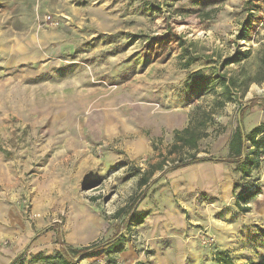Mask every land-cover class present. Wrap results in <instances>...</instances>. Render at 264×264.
I'll list each match as a JSON object with an SVG mask.
<instances>
[{"label": "rangeland", "instance_id": "obj_1", "mask_svg": "<svg viewBox=\"0 0 264 264\" xmlns=\"http://www.w3.org/2000/svg\"><path fill=\"white\" fill-rule=\"evenodd\" d=\"M244 1L0 0V157L10 165L9 181H0L2 256L34 254L35 238L52 228L63 237L71 209L73 224L86 220L87 237L120 232L147 246L114 214L145 188L139 179L161 155H168L164 168L188 155L168 154L174 130L218 96H190L185 83L192 75L254 76L264 54V0H255L253 28L242 40ZM242 91L214 113L199 157L227 156L241 106L248 107L244 126L246 118L251 126L263 121L264 81ZM219 171L215 194L198 187L199 171L187 166L163 175L138 201L153 220L158 264H176L181 243L192 250L191 264H210L209 253L224 244L237 262L264 260V173H254L262 193L243 212L238 178L232 190L227 171Z\"/></svg>", "mask_w": 264, "mask_h": 264}, {"label": "trees", "instance_id": "obj_2", "mask_svg": "<svg viewBox=\"0 0 264 264\" xmlns=\"http://www.w3.org/2000/svg\"><path fill=\"white\" fill-rule=\"evenodd\" d=\"M243 7L244 10L249 12V17L241 25V29L237 34V39L246 40L253 28L255 16L251 14V10L255 7V0H245ZM98 37L111 40L114 36L110 34H99ZM239 54L240 51L237 50L235 57L232 59L235 61ZM194 59V56L189 57V61H193ZM250 81H264V54L260 57L257 71L253 77H250L245 71L240 81H238L236 75L233 74L217 75L214 79H211L209 75L197 72L186 81L185 89L190 96L211 92L218 95L215 96L209 108H204L200 105L195 106L192 113L189 115L188 124L182 129L174 130V141L168 154L170 155L178 150L183 151L186 149L188 150V155H181L179 159L174 160V163L167 168H164V164L165 158H168V155H161L163 160L154 164L151 163L152 169L144 171L138 182L140 188L143 186H145V188L130 204L117 209L114 214L115 219L123 218V222L127 224V229L131 231L132 227L142 224L145 218L150 214L148 210L139 211L136 205L139 200L144 199L147 189L152 183L157 182L168 172L208 161L232 165L233 171L238 174V179L234 183V189H241V192L237 194L236 206L243 212L250 210V206L247 205L248 202L262 193L260 177H255L254 173L261 167V161L262 158H264V122L246 131L243 115L248 107L243 108L241 106L237 125L233 129L228 141L227 156L216 159L212 156L199 157L197 155L199 141L208 136V125L214 122L213 115L216 110L222 108L227 102L232 100L235 89L242 88V94H244ZM217 85L222 87L219 94L216 93L215 86ZM191 150H194V152L191 153ZM156 170H159L160 174L150 181V175ZM97 198L98 197H91V200L95 201ZM126 239L124 233L116 232L108 240L99 239L88 245L75 247L66 244L59 235L56 238V243H60L61 246L59 250H56L53 254H46L40 251L28 256L27 250H24L9 264H81L83 259L99 256L101 254L105 255L107 264H118L115 255L125 250ZM213 262L215 264H264V260L237 262L232 254L223 250H217L215 252ZM136 264L146 263L138 261Z\"/></svg>", "mask_w": 264, "mask_h": 264}, {"label": "crops", "instance_id": "obj_3", "mask_svg": "<svg viewBox=\"0 0 264 264\" xmlns=\"http://www.w3.org/2000/svg\"><path fill=\"white\" fill-rule=\"evenodd\" d=\"M245 120L250 121L247 118ZM247 121L245 124V129H246V131H249L254 126H256L257 124L264 122V119H263V121H260L256 125H253V126H251V124L248 125ZM189 166L193 167L194 169H197L200 173L198 175V181H197V183H199L198 187L212 191L213 194H215V192L218 188V184H220L222 182V174L219 170H222L224 168V170L227 171V177H226L227 178V184L230 185L232 190H233V182L235 181V179L238 178V174L233 171L232 165L228 164V163L208 161V162L196 163V164L189 165ZM9 167H10V165L8 163H6L0 157V181H5V180L7 182L9 181V177H10L9 176ZM255 173H258V174L264 173V158H262L261 167L257 171H255ZM91 174H93V173H89L88 175L86 173L85 176L86 175L90 176ZM54 185H55V183L53 184V186ZM191 188H188V190ZM263 190H264V188H263ZM138 210L139 211H146L147 209L146 210L145 209H138ZM76 213H77L76 209H73V210L71 209V214H70L71 219L69 220V223H67V225H66L67 228L65 229V235L63 237H61V239L66 244L72 245L75 247L88 245L94 241H97L98 238L100 237L99 234L101 232H99L96 237H93V238L87 237L86 236L87 231L85 229H83L86 220L78 221L75 224H73L72 216L75 214V219H76ZM152 222H153V220L151 219V216L149 214L148 218L147 219L145 218V220L142 224L133 227L135 231L141 233L143 238L145 240H147V246H144V245L141 246L139 244H133L130 241L129 242L125 241L126 250L115 255V257L118 261H126L127 263H130V264H136L138 261H143L146 264H158V261H160L162 256H160L161 251H160L159 247H157L155 245V243L153 242L154 238H153V235L151 233ZM43 224L44 223H42V221L39 222L40 228H41V226H43ZM46 226L47 225H45V227ZM48 226H51V224H49ZM55 233H56V228H52V229L48 230V232H45V234H42L41 236L35 238L34 243H35V245L37 244L36 247H34V249H33L35 251V253L43 251L46 254H53L56 250H59L61 244L56 243V238L58 235L55 236ZM48 235H49V238L45 237ZM217 250L228 251L230 253L229 246L225 245V244L220 245ZM203 253L206 254V250H204ZM191 254H192V250L189 251L186 248V246L184 245V243H181L178 246L177 263L176 264H187V261H189L191 264V260H192ZM214 254L215 253H213V254L209 253L210 261H211L210 264H215L213 262ZM0 258L5 260V263H8L9 261L11 262L14 259V258L13 259H11V258L6 259V257L2 256L1 254H0ZM105 260H106L105 255L101 254L99 256L89 257V258L83 259L81 261V264H103L105 262ZM180 260L182 263H180ZM0 261L2 262L1 259H0ZM189 262H188V264H189ZM160 264H164V262H161Z\"/></svg>", "mask_w": 264, "mask_h": 264}, {"label": "built area", "instance_id": "obj_4", "mask_svg": "<svg viewBox=\"0 0 264 264\" xmlns=\"http://www.w3.org/2000/svg\"><path fill=\"white\" fill-rule=\"evenodd\" d=\"M107 264V263H106Z\"/></svg>", "mask_w": 264, "mask_h": 264}]
</instances>
